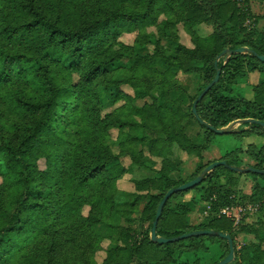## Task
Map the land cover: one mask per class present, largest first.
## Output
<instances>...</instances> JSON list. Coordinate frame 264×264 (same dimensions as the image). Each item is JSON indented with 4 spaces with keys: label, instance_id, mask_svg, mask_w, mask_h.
<instances>
[{
    "label": "trees",
    "instance_id": "trees-1",
    "mask_svg": "<svg viewBox=\"0 0 264 264\" xmlns=\"http://www.w3.org/2000/svg\"><path fill=\"white\" fill-rule=\"evenodd\" d=\"M252 2L264 0H244L242 6L237 0H0V264H218L228 256V240L216 235L159 244L151 233L167 192L209 166H199L187 180L174 178L175 146L202 160L218 136L211 127L244 119L264 123V81L254 87L253 99L241 91L253 73L264 75V62L255 55H264V32L257 28L261 17L252 12ZM181 24L193 47L181 42ZM201 25L212 26L213 33L201 37ZM149 27L156 31L148 32ZM130 33H137L134 46L121 41ZM241 47L254 53L221 56ZM125 60L128 65L119 64ZM217 62L221 79L198 103L197 118L194 103L214 80ZM179 71L199 78L196 94L187 93ZM126 85L140 98L157 88L161 94L137 107L135 96L123 90ZM105 99L123 104L104 115ZM191 122L204 131L195 138L188 134ZM243 126L231 134L239 140L264 138L263 125ZM136 128L141 136L132 134ZM115 129L118 153L111 143ZM241 155L254 162L249 166L264 170V143L249 144L246 151L239 147L222 161L240 167ZM152 156L162 160L160 169L150 167L157 176L133 180L136 192L121 190L119 181L131 173L122 159L144 167ZM41 159L47 170L39 167ZM241 177L251 181L250 194L239 190ZM193 191L209 205L200 209L208 222L192 225L191 203L178 201ZM143 202L149 231L139 240L133 215ZM241 203L259 204L261 217L237 230L219 213ZM115 215L128 226L118 224ZM199 230L233 237L230 264H264V175L220 166L200 185L173 194L158 236ZM237 231L247 236L240 249ZM106 239L116 246L99 263L97 252ZM215 244L219 255L201 258ZM185 253H193L194 261L181 260Z\"/></svg>",
    "mask_w": 264,
    "mask_h": 264
},
{
    "label": "rangeland",
    "instance_id": "rangeland-1",
    "mask_svg": "<svg viewBox=\"0 0 264 264\" xmlns=\"http://www.w3.org/2000/svg\"><path fill=\"white\" fill-rule=\"evenodd\" d=\"M239 2V4L242 6L243 1L244 0H237ZM251 9L252 12L257 15L260 16L261 19L258 22L257 28L264 32V3H260V2H252L251 3ZM254 21V20H252ZM253 24L251 21L248 23V25ZM156 31V28L154 27H149L148 28V32H153ZM179 35L181 38V42L189 47H193V43L191 40V36L189 34L186 33V31L184 30L183 25H179ZM214 29L212 26H208V25H201L198 28V34L201 37H207L209 36L211 33H213ZM137 37V33H130V34H124L122 36V42H124L125 44H128L129 46H134L136 44V38ZM163 44L166 47L167 53L169 55H174V47L171 46L169 44L168 41L163 40ZM148 48V47H147ZM154 48V45L151 44L149 45V48L147 50L146 53L149 52V49L152 51V49ZM138 51L145 54L144 49H142L141 47H138ZM128 60L122 61L119 64L121 65H128ZM178 78L182 84V86L184 88H186L187 93L190 95H194L196 94L198 87H199V78L197 76H188L185 73L179 71L177 73ZM264 81V75L260 74L259 72L253 73L250 76L249 79V84L241 89V91L250 99L254 98V87L256 85H259L260 83H262ZM123 90L130 94L131 96H135L134 97V104L137 107H142L145 103H152L153 98H159L160 94H161V89L157 88L153 91L151 97H147V96H142V98L138 97L137 95H135V92L133 91V88H131L130 86L126 85L123 86ZM123 104V102L117 103L116 105H111L110 102L108 100H104V106H103V114H108L110 112H113L114 109L121 107ZM190 129L188 130V134L190 137L195 138L197 136L198 133H203L204 131L199 127V125H197L196 123H192L190 125ZM241 128H246L243 125H237L236 126V130H240ZM132 134L136 135V136H141L143 131L140 128H136V129H132L131 130ZM112 136L113 139L111 141V143L115 146V150L118 153L119 152V147L117 143L118 140V136L119 133L118 131L112 130ZM264 143V138L257 136V135H253L250 137L245 138L244 140H239L237 137H235L233 134H225V135H218L215 139V141L212 143V145L210 146L209 149L205 150L203 152V159L199 160L198 158H196L193 155H189L186 152H184L183 150H181L179 147L175 146L173 151V160L174 163L177 166V169L175 170V172L173 173V177L176 179H182V180H187L190 177L193 176V174H195V172L197 171L199 166H204V165H210L214 162L217 161H222V158L224 156L227 155V153H229L230 151L236 150L239 147H242L245 151L248 150V146L249 144H253V145H257V146H261ZM152 160L146 159L144 161V167H140V166H134L132 164L131 158L130 157H124L122 159L123 164L126 167H129L131 169V173H127L120 181H119V187L121 190H124L126 192H136V188L135 185L133 183V180H142L145 178H155L157 175L152 172L150 170V167L153 166L154 169L158 170L161 168V162L162 160L159 158H154L153 156L151 157ZM241 160L244 162L243 166H249L251 164H254V162L247 156V155H241L240 156ZM39 167L42 170H47V162L46 159H41L39 161ZM133 170V171H132ZM3 182V178L0 177V184ZM251 181H246V179L244 177H241L240 179V185H239V190L241 191V193L243 195L245 194H250L251 193V187H250ZM154 193H157L158 191L154 190ZM195 192V191H193ZM190 193L186 196V198H180L178 201L183 202V203H191L192 207H193V211L190 215V223L192 225H198L200 223H204V222H208L209 221V215L208 213H201L200 209L204 206H209L208 204H206L204 201H201L198 198V194L195 193ZM193 197H197L198 202L196 204H194L192 201ZM241 204H246V203H241ZM146 207V202H143L138 208L136 213L133 215L134 218H136L135 222L133 223V228H134V232L137 238L142 239L145 235H147V232L149 231V223L145 220V216H144V209ZM90 208L89 207H85L84 208V214L87 215L89 213ZM261 217V215L256 212L255 214L249 215L246 217V219L244 221L241 222V224L237 227V230L239 228H242L245 224L248 223H255L258 221V219ZM116 222L118 224H121L123 226H128L127 222L125 219H123L120 216L115 215L114 216ZM244 224V225H243ZM243 225V226H242ZM100 230L102 233L105 232V227L101 226ZM152 235V233H151ZM237 235V246L240 249L244 243H245V238L247 237L244 233H242L241 231H237L236 232ZM252 238V237H250ZM115 243H112L110 240H104L102 242V250L97 252V259L99 261V263L103 262V260L105 259V257L107 256V250H111L113 248H115ZM220 252V248L218 245H213L211 248V251L207 254H201V258H209L212 257L214 254V256H218ZM213 256V257H214ZM181 260L183 261H194L195 259V255L193 253H185L183 254L181 257Z\"/></svg>",
    "mask_w": 264,
    "mask_h": 264
},
{
    "label": "water",
    "instance_id": "water-1",
    "mask_svg": "<svg viewBox=\"0 0 264 264\" xmlns=\"http://www.w3.org/2000/svg\"><path fill=\"white\" fill-rule=\"evenodd\" d=\"M234 53H242V54H247V53H254L253 50L247 48V47H241L235 51L232 50H225L221 56H226V60ZM255 55L264 62V55H259L257 53H255ZM217 67V74L214 78V80L202 91V93L199 95L198 99L195 101L194 106H193V112L196 115L197 118H199L198 115V111H197V105L198 103L205 97V95L208 93V91L215 85L217 84L220 79H221V75H222V69L218 67V62L216 64ZM203 124H206L205 122H202ZM244 124H261L264 126V123L256 120V119H244V120H238L233 122L232 124H230L228 127L226 128H222V129H214L213 127H211L212 130H214L218 135H225V134H231L234 133L236 131V126L237 125H244ZM220 166H225L227 168H229L230 170H233L237 173L240 174H245V173H249V172H254L256 174H261L264 175V170L263 169H258V168H254L252 166H231L227 163V161L223 160V161H217L214 162L212 164H210L208 167L205 168V170L195 179L177 187V188H173L171 190H169L167 192V194L165 195L164 199L162 200V202L160 203L157 213H156V218L153 224V228H152V235H151V239L159 244H165V243H170V242H176V241H180V240H184V239H188L190 237H197V236H207V235H216L219 236L221 238L227 239L228 243H229V247H230V252L228 254V256L222 260L221 262H219L218 264H230L235 260V243H234V239L230 234L227 233H223V232H218L215 230H199V231H193L187 234H183L180 235L178 237H174V238H165V237H161L158 236L157 234V226L158 223L160 221V218L163 214L164 211V207L167 203V201L173 196V194L180 192V191H186V190H190L198 185H200L205 177L206 174L210 173L211 171H213L215 168L220 167Z\"/></svg>",
    "mask_w": 264,
    "mask_h": 264
},
{
    "label": "built area",
    "instance_id": "built-area-1",
    "mask_svg": "<svg viewBox=\"0 0 264 264\" xmlns=\"http://www.w3.org/2000/svg\"><path fill=\"white\" fill-rule=\"evenodd\" d=\"M260 209L259 204L246 203L224 207L220 210V216H226L234 221L235 227H238L247 216L255 214Z\"/></svg>",
    "mask_w": 264,
    "mask_h": 264
}]
</instances>
